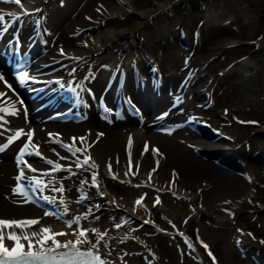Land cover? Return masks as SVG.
Segmentation results:
<instances>
[{"label":"bare ground","instance_id":"obj_1","mask_svg":"<svg viewBox=\"0 0 264 264\" xmlns=\"http://www.w3.org/2000/svg\"><path fill=\"white\" fill-rule=\"evenodd\" d=\"M25 1L30 7L41 6L38 0ZM177 1L182 0L155 1L153 7L164 9L173 6ZM133 2L134 0H53L49 7L41 6L35 12L24 14L21 20L25 40L28 37L26 34L31 32L33 37L38 31V51L31 57L26 72L29 75L28 80L33 81L35 75L53 79L48 86L69 85L79 89L83 81L87 80L94 83L99 92L106 76L111 75L114 70L125 68L126 80L124 83L116 80V85L109 94L117 87L120 91L132 93L151 113L155 112L156 115L147 118L151 127L148 129H153L151 132L135 116L113 121L101 117L96 104L88 108L85 118L76 121L50 118L48 113L53 109L41 108L40 113L37 112L38 109L34 107L36 102L23 96L21 85L17 86L18 75L11 71V62L5 60L0 50V76L5 73L11 81L15 80V88L12 89L7 82L0 79V93H4L0 97H5L4 102L14 105L13 108L2 111L4 126H0V138L9 137L14 129H23L27 133L30 128H34L33 139L41 148L40 155H35V159L42 162L43 166H51L52 163L49 164L48 161L54 158L56 163L61 164L58 171L42 173L47 180L43 184V191L49 194L47 202L60 207L66 217L57 216L49 208L26 201V196L14 191L18 187V181L14 178L15 148L26 135L14 140L0 152V219L39 221L32 226L5 229L4 233L7 236L9 231H14L18 236L33 237L31 250L72 255L78 259L77 264H99V261L93 259L95 256L104 264H145L139 254L157 256L149 248L157 239L150 237L152 234L146 239L137 223L144 221L142 229L164 228L156 223L150 206L145 202L147 196H141L152 188L158 194V182L161 183L164 194L174 193L180 203H186L189 198L196 204L188 206L190 215L200 212L201 206L209 201L221 203L226 199L233 202L252 191L255 175L244 170L242 173L241 165L240 168L232 165L233 153L238 149V145L227 131L220 128L221 131L217 134L215 131L202 129L205 125L198 123L202 129L200 134L203 135L198 140L191 141L187 135L191 128L183 121H176L175 113L171 112L164 118L157 117V112L165 109V105L173 100L170 99L172 94L182 92L186 97L187 85L193 84L192 89L194 86L201 87L198 91L201 98L205 99L208 90L215 83V77L209 75L211 78L205 80L206 74L209 73L202 72L206 62L203 55L206 54L207 59L223 43L238 40L239 34L233 29L220 30L218 22L215 19L210 22L211 16L207 15L196 33L195 38L198 41L195 39L192 44L196 53L200 51L201 55L194 53L191 61L185 63L184 69L191 72L185 75L183 84H179L174 82L173 73L164 72L160 61L150 55L147 49L141 52L138 49H129L128 41L133 35L132 31L114 30V27L109 25L108 21L114 14L137 10ZM8 6L18 9L12 0H0V10ZM145 11L150 14L149 10ZM89 14L92 15L91 18H88ZM137 16L142 22L148 18L143 13H137ZM139 38L141 39L140 36ZM4 46L2 43V47ZM133 66L139 68L140 76L144 79L143 84L136 78ZM227 71L229 70H225V73ZM148 72L157 73L158 86H148L151 81ZM167 91L169 96H163ZM185 97L179 105H183L186 110L188 108ZM159 104L163 107L156 111L155 108ZM12 112L16 114L12 115ZM199 114L200 112L195 118L202 119ZM188 115L189 113L185 118ZM58 137L67 138L72 142L76 140V147L81 151H66L64 156H58L52 148L59 147ZM130 138L131 146L127 149L126 141ZM194 142L196 148L192 145ZM154 144L160 147L161 153H158ZM215 148H218L217 152L214 151ZM222 153H226V156ZM43 154L49 155V158ZM87 154L91 159L88 164H84V160L88 158ZM129 154L134 158L132 167L128 165ZM217 156L219 163L210 158ZM259 157L257 156L258 159ZM93 162L96 167H92ZM260 162L261 168H264V161ZM90 167H99L95 185L92 182ZM52 185L61 186L64 190L57 191ZM139 190L143 192L130 195V192ZM137 200L142 203L137 205ZM120 220H123L121 224ZM44 226L53 234L67 233L55 236V240L61 245L69 241L75 242L77 239L83 243L76 245L75 249L55 248L51 240L41 245L37 241L42 239ZM85 226L87 230L82 229ZM93 229L96 232H93ZM81 230L86 231V237L79 236ZM167 230L173 232L171 229ZM98 234L106 235L100 240ZM5 242L9 245L12 243L7 238ZM27 245L25 240V247L28 249ZM154 250H157V246Z\"/></svg>","mask_w":264,"mask_h":264},{"label":"rangeland","instance_id":"obj_2","mask_svg":"<svg viewBox=\"0 0 264 264\" xmlns=\"http://www.w3.org/2000/svg\"><path fill=\"white\" fill-rule=\"evenodd\" d=\"M38 1L47 7L53 3V0ZM155 1L164 0H134L137 10L116 13L108 22L114 30L132 31L129 49L140 52L147 49L160 61L164 72L171 71L174 76L182 72V63L189 53L190 61L194 53L201 55L200 51L196 53L192 44L197 28L203 25L201 23L205 22L207 15L211 16L210 22L212 19L218 22L220 30H239L240 42L223 43L207 59L206 54L203 55L206 62L202 72L209 73L205 80L209 75L215 77V83L212 82L211 90H208V94L213 96L212 103L206 107V98L205 101L201 99L203 102L195 99L192 90L186 94L185 100L187 108L191 105L189 101L200 103L198 108L201 115L231 135L238 145L233 156L236 153L240 160V170L255 176L249 195L233 202L226 199L221 203L209 201L193 215L189 214L188 206L196 204L189 198L186 203H180L174 193L164 194L160 182L158 194L154 188L147 193H142V190L130 192V195L142 193L147 196L145 202L150 206L156 223L164 228L142 229L137 223L146 239L149 234L157 239V242L149 245L150 251L157 256L140 253L139 258L145 264H264V243H261L264 241V168H261L260 162L264 161V0H182L164 9H154ZM137 13H143L147 20L142 22ZM88 18H91V14ZM180 26L186 33L188 45H182L176 38ZM248 40L252 42L248 43ZM238 57H244L241 64L233 63L225 67ZM222 68L229 71L225 74ZM194 88L201 89L199 86ZM166 95L169 96L168 91L163 94ZM193 111H197V108H193ZM186 113H181L182 118L174 119L181 122ZM144 124L148 131H153L148 129L146 122ZM209 128L205 129L209 131ZM190 131L187 135L191 141L203 135ZM253 148L261 150L259 159L250 156ZM161 152L158 146V153ZM210 158L219 163L214 157ZM158 195L162 198L157 205L154 197ZM237 237L242 240L241 245L236 243ZM205 244L208 248L204 247ZM253 254L257 255L259 261Z\"/></svg>","mask_w":264,"mask_h":264},{"label":"snow or ice","instance_id":"obj_3","mask_svg":"<svg viewBox=\"0 0 264 264\" xmlns=\"http://www.w3.org/2000/svg\"><path fill=\"white\" fill-rule=\"evenodd\" d=\"M12 2L20 5L21 4V0H12ZM3 17L0 16V20H2ZM29 78V75L27 72H23L20 74L19 76V80L21 81V83H23L24 81H26ZM0 79H3L2 76H0ZM4 93H0V96H3ZM107 111V109H105ZM2 111H7V109H3L0 108V112ZM12 115H15L16 112H12ZM4 117L0 116V120H3ZM22 135H26L28 138V143H26L24 145V147L21 149V155L20 157H18V161L20 159H22L23 154L27 151V149L29 148V146L31 145V140H32V134L29 133H25L23 129L18 130L13 137L9 138L8 140V144H11L14 140L20 138ZM75 139V138H74ZM81 140H83L84 138H80ZM8 144L3 145L2 147H0V151H3L5 148H7ZM129 146H131V138L129 139ZM145 150L147 151V147L145 148ZM77 152L81 151V149L77 148L76 149ZM36 155H40L39 151H36ZM91 159V157H88L87 159L84 160V164H88L89 160ZM26 163V162H25ZM49 164L52 163V161H48ZM30 167V166H29ZM92 167H96L95 163L93 162ZM55 168H60V165H56ZM32 171H36V169H32ZM109 171H111V165H109ZM127 175V173H125ZM23 175V173H21V176ZM115 178V177H113ZM17 179H20V177H18ZM92 182L95 185L96 184V175L93 174L92 176ZM37 184L40 183V181H36ZM57 191H63V189H56ZM14 191H16L17 193L23 194L24 196H27L28 193L24 191V189L17 187V189H15ZM45 199H47V197H45ZM157 203H159V199H157L156 201ZM142 203L141 200H137L136 204L140 205ZM50 214V213H46ZM39 221L37 220H26V221H15V220H3L0 219V264H30V262L32 261H47V257L45 256L44 253L41 252H33L31 251V249L33 248V244L30 240V238L25 235L23 236V240H27L29 241L27 247H28V251H25V245L21 242V237L18 236L14 231H9L7 233V236H5L4 230L5 229H13V228H22L25 226H32V225H36L38 224ZM145 223H147V221H145ZM69 227H71V224L68 225ZM117 227H119V225H117ZM93 232H96L95 229L92 230ZM67 233H55L53 234L52 231L49 228H43L42 229V239L37 241V243L41 244V245H45L48 243L49 240H51L53 242V244L55 245V248H60V247H65V248H76V245L83 243V241L77 239L75 242L69 241L67 244L61 245L59 241L55 240V236L56 235H66ZM33 235H38L37 233H33ZM87 233L84 230H81L79 232V236L80 237H86ZM99 235V239L103 240L104 236L106 234H98ZM11 240L13 241V245L12 246H6L5 244V239ZM239 243V242H238ZM261 243H264V241H261ZM205 248H208V245H204ZM49 251H53L52 249H49ZM77 254H79L77 252ZM89 255H91V253H89ZM209 255L211 256V252H209ZM52 259H55V257L53 256ZM94 260L99 261V264H104L103 261L100 260V258L98 256L93 257ZM213 260H215V258L213 257Z\"/></svg>","mask_w":264,"mask_h":264}]
</instances>
